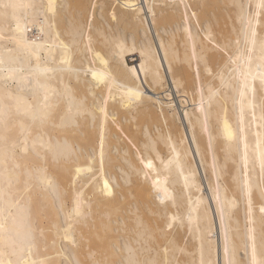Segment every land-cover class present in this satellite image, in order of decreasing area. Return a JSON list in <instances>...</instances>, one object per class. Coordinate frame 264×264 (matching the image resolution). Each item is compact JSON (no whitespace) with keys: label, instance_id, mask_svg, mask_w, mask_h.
Here are the masks:
<instances>
[{"label":"bare ground","instance_id":"6f19581e","mask_svg":"<svg viewBox=\"0 0 264 264\" xmlns=\"http://www.w3.org/2000/svg\"><path fill=\"white\" fill-rule=\"evenodd\" d=\"M261 4L0 0V264L264 259Z\"/></svg>","mask_w":264,"mask_h":264},{"label":"snow or ice","instance_id":"6c2138e0","mask_svg":"<svg viewBox=\"0 0 264 264\" xmlns=\"http://www.w3.org/2000/svg\"><path fill=\"white\" fill-rule=\"evenodd\" d=\"M261 7H264V0H262V4L260 5ZM48 8L50 11H54V4L49 3ZM251 23V22H249ZM257 36V32L254 28L251 29V38H252V43L255 44L256 38ZM225 55H227V53L225 52ZM228 62L231 63L232 62V58L229 56L228 57ZM93 79L96 80L97 84H103L105 83V76L103 74H97L95 72L92 73ZM262 83H264V80H262ZM245 87H247V85H245ZM253 92L255 91V89H252ZM243 95V93H241ZM129 95H137L136 93H133L131 90H129ZM101 111H103V109H100ZM101 145H102V140H101ZM28 151V147L27 145H25V152ZM147 167H151V164L149 163L147 165ZM262 167H264V165H262ZM108 185L107 183H105V188H107ZM110 194V193H109ZM260 211L262 213H264V207H262L260 209ZM37 237L33 238V241L29 243V245L22 250V254L19 260L15 261V262H10V264H56L54 258L52 257H45L44 259H35L34 257L37 255L38 251H39V243L38 240L40 238L43 237V229L37 227ZM63 239L68 240L70 243L73 244V246L76 245V240L74 238V236L71 234V232L69 230H65V235L63 237ZM60 264H65L64 261H61ZM68 264H71V262L69 261ZM228 264H231V261L228 262ZM251 264H264V259H260L259 261L256 259V248H255V243L253 241V248H252V261Z\"/></svg>","mask_w":264,"mask_h":264},{"label":"rangeland","instance_id":"374dc122","mask_svg":"<svg viewBox=\"0 0 264 264\" xmlns=\"http://www.w3.org/2000/svg\"><path fill=\"white\" fill-rule=\"evenodd\" d=\"M73 1H74V3H73ZM73 1L71 0L72 4L77 7V2L79 0H73ZM88 3H89V0H87V1L84 0V4L86 6L88 5ZM108 23H109L111 29H114L115 31L123 30V28H124V26L122 24L117 23V20H114V19L112 20L109 18ZM135 59L137 60L136 63L139 62V59H137V58H135ZM128 61H129V63H135V62L131 61L129 58H128Z\"/></svg>","mask_w":264,"mask_h":264}]
</instances>
